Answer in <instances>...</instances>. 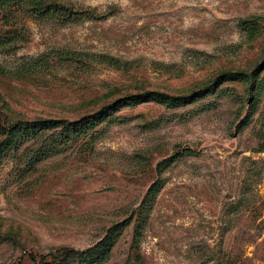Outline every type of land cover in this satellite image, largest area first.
Masks as SVG:
<instances>
[{
	"label": "rangeland",
	"instance_id": "374dc122",
	"mask_svg": "<svg viewBox=\"0 0 264 264\" xmlns=\"http://www.w3.org/2000/svg\"><path fill=\"white\" fill-rule=\"evenodd\" d=\"M44 1L0 18V264H264V0Z\"/></svg>",
	"mask_w": 264,
	"mask_h": 264
},
{
	"label": "trees",
	"instance_id": "16d2710c",
	"mask_svg": "<svg viewBox=\"0 0 264 264\" xmlns=\"http://www.w3.org/2000/svg\"><path fill=\"white\" fill-rule=\"evenodd\" d=\"M29 2L34 7L36 13L50 12L59 10V6L52 3H46L44 0H0V18L7 19L13 12L17 11L23 3ZM55 119L40 118L25 122V129L37 130L48 125Z\"/></svg>",
	"mask_w": 264,
	"mask_h": 264
}]
</instances>
